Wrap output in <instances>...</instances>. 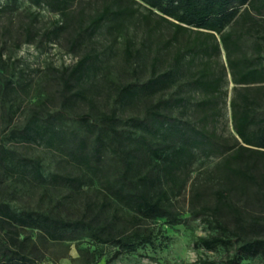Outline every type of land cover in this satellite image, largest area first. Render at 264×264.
I'll list each match as a JSON object with an SVG mask.
<instances>
[{
	"label": "trees",
	"instance_id": "obj_1",
	"mask_svg": "<svg viewBox=\"0 0 264 264\" xmlns=\"http://www.w3.org/2000/svg\"><path fill=\"white\" fill-rule=\"evenodd\" d=\"M24 1L0 0V264H112L192 221L225 255L200 264L264 259V0ZM23 45L77 61L31 75Z\"/></svg>",
	"mask_w": 264,
	"mask_h": 264
},
{
	"label": "rangeland",
	"instance_id": "obj_2",
	"mask_svg": "<svg viewBox=\"0 0 264 264\" xmlns=\"http://www.w3.org/2000/svg\"><path fill=\"white\" fill-rule=\"evenodd\" d=\"M29 4L21 0L18 5V11L27 10ZM36 8H33L34 11ZM42 17V24H49L57 16L49 12L48 9L38 10ZM16 58L20 60L22 67H27L31 75H36V71H45L48 65H54L57 68L73 65L77 59L66 52L60 45H53L46 50L37 49L32 45H23L16 52ZM230 112L227 110L226 118L229 119ZM162 223V222H160ZM167 236L171 239L168 247L160 251L151 249L140 250L133 255H123L112 264H200L201 260L220 261L224 259L223 251L210 252L202 247H196L194 242L199 237H205L209 234L206 226L199 221H192L188 227L169 228L164 226ZM83 242L70 244L69 259H62L64 253L60 249H53L50 257L56 264H78L79 248L85 247ZM53 264V263H49ZM99 264H106V258H103ZM243 264H264V259H253L245 261Z\"/></svg>",
	"mask_w": 264,
	"mask_h": 264
}]
</instances>
